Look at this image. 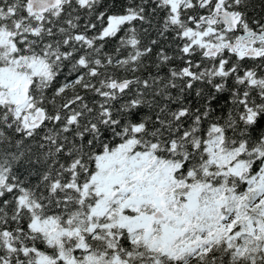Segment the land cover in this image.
Returning a JSON list of instances; mask_svg holds the SVG:
<instances>
[{
  "label": "snow or ice",
  "instance_id": "6c2138e0",
  "mask_svg": "<svg viewBox=\"0 0 264 264\" xmlns=\"http://www.w3.org/2000/svg\"><path fill=\"white\" fill-rule=\"evenodd\" d=\"M0 264H264V0H0Z\"/></svg>",
  "mask_w": 264,
  "mask_h": 264
}]
</instances>
